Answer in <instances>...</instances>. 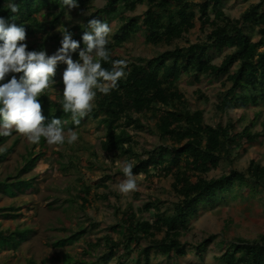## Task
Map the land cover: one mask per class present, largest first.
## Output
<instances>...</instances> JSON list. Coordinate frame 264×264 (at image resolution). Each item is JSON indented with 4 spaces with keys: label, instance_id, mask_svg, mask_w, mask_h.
<instances>
[{
    "label": "trees",
    "instance_id": "trees-1",
    "mask_svg": "<svg viewBox=\"0 0 264 264\" xmlns=\"http://www.w3.org/2000/svg\"><path fill=\"white\" fill-rule=\"evenodd\" d=\"M93 1L78 0L79 8L72 9V18L66 20L69 10L62 0H14L20 6L18 13H11L6 7L9 0H0V17L25 26L28 50L45 49L49 55L60 47L62 37L58 29L62 27L68 28L83 48L81 37L92 18L108 24L107 19H117L115 33L109 36L107 45L111 60L122 59L119 50L138 38L153 49H165L154 58L128 62L127 77L110 94L97 93L93 111L81 119L79 126L72 124L71 114L61 109L63 84L58 74L65 69L64 65L59 64L56 69L55 89L50 88V93L46 89L38 99L45 117L67 121L65 132L78 131L84 123L95 122L96 129L104 131L100 140L102 152L131 161L133 174L142 176L146 188L153 194L162 181H169L175 202L167 204L153 199L143 208L148 215L146 219L132 208L122 210L113 205L110 194L99 195L101 184L90 186L79 178L73 187L78 210L101 202L111 208L114 223L106 227L107 235L87 243L80 256L62 254L60 261L62 264H151V254L167 260L181 259L187 256L188 250L201 257L215 243V237L191 246L181 243L180 238L202 208L237 200L264 202V165L251 160L241 171L234 167L248 148L262 144L260 139L264 135L253 133L252 124L238 130V122L230 119L226 126L207 125L202 111L188 109L177 82L183 76L193 77L199 83L200 79L220 81L223 92L214 107L220 116L234 109L248 112L263 107L264 0H241L247 9L235 20L222 10L226 0H103L100 9H93L87 17L81 15L82 24H75L74 18L84 10H91ZM139 7H145V12L141 17L132 16ZM195 31L198 37L194 44L177 46V42H186ZM215 55H222L218 65L213 64ZM72 59H79L78 52L72 54ZM102 66L110 69L111 63L102 62ZM197 93L198 101L208 103L202 93ZM258 117L253 114V120ZM261 129L264 132V122ZM137 133L148 134L160 146L143 149L134 139ZM13 135L0 136V147ZM18 142L19 138L14 139L0 153V165L7 161ZM44 143L41 139L27 150L14 175L0 178L1 195L13 198L15 193L32 188L34 177L23 175L43 157ZM224 166L228 167L226 173L209 178L211 172ZM7 212L15 210L0 209V217H21L3 216ZM231 225L227 221L224 231L230 232ZM84 234L85 228L78 227L68 237L51 240L49 248L61 250ZM30 235L31 227L17 226L12 230L0 225V253L17 252ZM217 245L227 247L220 256L214 257L217 264H264V235L252 241H220Z\"/></svg>",
    "mask_w": 264,
    "mask_h": 264
},
{
    "label": "rangeland",
    "instance_id": "rangeland-1",
    "mask_svg": "<svg viewBox=\"0 0 264 264\" xmlns=\"http://www.w3.org/2000/svg\"><path fill=\"white\" fill-rule=\"evenodd\" d=\"M193 1L197 2L198 0ZM103 4V0H94L91 10H84L74 18L75 24H82L83 21L79 19L81 15L90 16L93 9H100ZM246 9L247 5L243 4L241 0H226L222 5L223 12L233 20L239 18ZM70 12L71 10L67 12L66 20L72 18ZM144 12L145 7H139L132 16L141 17ZM107 21L112 29L111 34L115 33L117 19H107ZM197 37L198 32H192L186 38V42H177V46L185 47L186 43L192 45L196 42ZM164 50L161 47L153 49L145 45L142 38H138L119 50V56L128 62L147 60L158 56ZM221 58L222 55H215L213 64H220ZM60 64L64 65L63 63ZM64 66L66 68V65ZM63 71L61 70L58 74L60 80ZM200 80L199 83L193 77L183 76L177 82V86L187 100L188 109L191 112L202 111L204 121L209 126H215L219 123L226 126L230 119L238 122V130L252 124L253 133L264 135L261 129V123L264 122V106L248 112H239L234 109L228 115H217L214 112V107L217 105L218 96L223 92L220 81ZM47 92H52V89ZM197 92L202 93L208 99V103L198 101ZM253 114H258L257 120H253ZM94 123L92 121L84 123L76 131L78 140L71 145L66 142L63 145H49L45 141L43 157L35 166L31 167L28 173L23 175L24 177H34L32 188L23 190L19 194L15 193L13 198L0 194V209L13 208L15 210V212H7L3 216H21L16 219L0 217L2 228L12 230L17 226L32 228V235L20 245L17 252L0 253V264H62L60 261L62 254L77 258L82 254L87 243H93L100 237L107 235L106 227L109 228L114 223L112 210L101 202H95L85 210H78V201L74 199L73 187L79 178H83L86 184L90 186L101 184L98 191L99 195L110 194L109 198L113 205L122 210L128 207L132 208L142 218L148 219L143 208L153 199L167 204L175 202L170 191L169 181H162L153 194L146 188L143 177L140 175L136 176L138 191L127 195L119 193L117 185L124 178L123 175H120L122 169L119 162L126 160V158L106 155L102 152L100 140L104 131L97 130ZM13 133L14 135L2 148L9 147L16 138H19V142L7 161L0 165V178L14 175L21 163V158L33 145L23 135L15 131ZM134 139L145 150H152L160 146L155 138L146 133H137ZM260 141L261 145L248 148L247 153L235 162L234 167L238 171L245 169L251 160L259 165H264V136ZM35 151H37V147L34 148ZM76 159H82V161ZM227 170L228 167L224 166L217 172H211L209 178H218ZM227 221L232 224L230 232L224 231ZM78 227L85 228L86 234L77 241L71 245H66L61 250L53 251L49 248L51 240L68 237ZM260 235H264L263 201L256 199L253 203H241L237 200L215 207L205 206L200 210L197 217L190 220L180 241L191 246L213 236L215 243L210 244L201 257L191 250H188L187 256L181 259L167 260L164 257L151 254V264H217L214 257L220 256L227 249L226 246L219 247L218 242H231L238 239L252 241ZM53 257L58 260L53 259Z\"/></svg>",
    "mask_w": 264,
    "mask_h": 264
},
{
    "label": "clouds",
    "instance_id": "clouds-1",
    "mask_svg": "<svg viewBox=\"0 0 264 264\" xmlns=\"http://www.w3.org/2000/svg\"><path fill=\"white\" fill-rule=\"evenodd\" d=\"M62 4L68 10L79 8L78 0H62ZM6 7L11 13L20 11L14 0H9ZM12 20L15 21V17ZM86 28L81 37L83 48L68 28L58 29L62 37L60 47L49 55L45 49L28 50L25 26L0 17V136L8 137L15 131L32 144H38L43 138L49 145L65 142L71 145L78 140L76 131L69 129L65 133L67 121L55 116L50 120L45 117L38 99L46 89H55L58 65H66L61 76V109L71 114V122L76 126L93 111L97 93L110 94L128 75L126 59L111 60L107 47L112 33L110 25L92 18ZM75 52H78V60L72 59ZM102 62H110L111 68L103 67ZM4 151L6 149L0 147V153ZM119 165L124 176L117 185L119 193L127 195L138 191L137 178L132 171L134 164L124 160Z\"/></svg>",
    "mask_w": 264,
    "mask_h": 264
}]
</instances>
